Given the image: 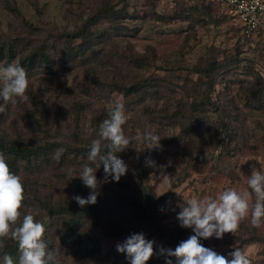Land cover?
<instances>
[{"label":"trees","instance_id":"trees-1","mask_svg":"<svg viewBox=\"0 0 264 264\" xmlns=\"http://www.w3.org/2000/svg\"><path fill=\"white\" fill-rule=\"evenodd\" d=\"M204 4L208 3L204 0L197 2L176 0L172 3L174 11L172 15L165 17L153 12V17L159 22L173 21L174 19H182L185 22L191 20L186 30L192 34L186 37L185 46H188L189 40L193 41L192 38L196 37L197 27L217 25L221 21L220 18L213 17V9L205 8ZM33 6L36 13L39 14L37 5ZM5 8L15 17L20 16L19 10L15 6L13 7L12 3L5 2ZM222 15L224 14L220 12V16ZM139 18L142 17L138 13H130L125 6L119 8L115 3H112V0H99L95 8L86 13V17L78 26L79 29L77 27L75 30L58 35L57 38L51 33L45 34L42 31L40 34L31 33L30 36L21 34L12 41L7 36L0 34L2 36H0V65L6 66L15 60L26 70L27 74L41 71V74L49 75V71L54 66L66 67L78 61L79 67L85 68L83 72L84 75H87L90 83L87 91L91 95L93 89L100 90L106 85L100 81L101 75L96 69L97 65L93 63L103 50L100 45L106 44L108 39L113 36H122L120 32H125L127 36L137 37L139 29L131 32L125 23ZM103 21L112 23L109 27L110 34L102 32L96 35L94 29ZM26 25L30 29L38 31V27L32 28L27 23ZM235 31L239 32V29ZM145 52V56L142 58L119 55L118 58L124 59L129 65V69H121L112 64L113 56L110 58L106 55L107 64L115 69L111 72L115 74L114 77L104 78L108 83L106 86L119 91L124 98L136 95L137 106L148 99L153 103L154 110L157 111L151 113V116L156 118L159 114H163V127L178 128V136L184 139L201 138L200 135H206L207 133H201V125L210 123L209 128L210 126L211 128H220L219 135L223 142L226 141L229 145L235 143L236 146V134L232 132L234 131L232 128L237 118H234V121L229 118L226 121H219L217 118L208 121L210 120L209 115L214 110H219V107L216 106L217 102L229 101L227 94L220 92L221 95H218V99L215 100L217 102H215L210 93L219 85L226 87L229 82H233L229 77L236 72L238 61L229 59L235 57L228 56L221 49L215 50L210 47L193 66L187 69L183 78L180 77L181 80L178 84L176 83L177 85L173 82H176L180 74L172 76L173 71L177 70L175 64L166 65L170 66V74H163L164 79L173 80L170 83L151 79L147 82L129 85L132 82L130 81L132 72L129 77L123 75L121 77L120 72L130 71L131 68L133 72L142 69V65L146 64L147 59L155 56H152L151 48H146ZM165 60L160 58V62ZM89 63L90 67H87ZM157 70L161 69L156 67ZM116 77L124 85L115 82ZM244 92L245 107L248 110L264 111V77L256 74L251 81L247 80ZM26 95L29 97L28 101H18L16 104H4L0 99V106L3 107V111H0V153L4 154L10 170L21 177L24 188L21 217L15 226H19L23 215L32 209L35 220L45 227L43 240L48 249L55 252L56 264H67L70 261L77 264L80 261H83L80 264H101L103 259L106 260V264H129L125 254H117L115 249L103 244L102 240L114 237L126 239L133 233H144L147 240L156 242L154 248L157 254L149 260L148 264H165L166 259H172V264H176L174 257L160 256L159 248L163 246L166 249L174 250L181 241L190 236H188L186 228L180 226L172 228V226L165 225V221L169 217V214L163 211L167 204L166 198L158 196L148 182L149 172L153 170V167L146 165L145 158H141L138 165L133 163V150L138 148L141 143L140 141L136 143L135 138L138 135L128 129L126 125L122 126L125 135L132 140V144L117 155L126 163L128 171L118 183L100 184L97 203L81 208L73 197L86 198L90 189L75 177L79 175L84 164L95 167L87 159L89 146L93 139L99 138V125L108 118V115L94 117L90 124L91 130L88 133H83L80 130V123L87 110L86 104L73 105L70 108L60 106L58 105V95L48 86L42 89L39 95H36L28 85ZM162 101L163 103L159 104ZM168 101L172 102V108L168 107ZM125 113L127 114V112ZM18 116L26 119L27 123L25 126L27 130L19 131L20 133H16L18 130L11 131L17 125L23 129L21 123L14 119H17ZM126 122L129 124L128 115ZM256 124L259 125L258 122ZM24 132L35 134L37 139L43 140L27 143ZM58 149H63V152L56 158ZM238 149L233 147V151ZM51 156H54L56 163L50 166ZM69 165L71 167H67ZM35 169L47 171L44 172L43 179L39 182L45 191L43 197L38 196L39 193L32 190L30 185L24 183L22 179L23 172ZM103 174L101 165L96 172L98 181L104 180ZM53 177L56 185L50 184ZM182 181L183 179H180L178 182ZM127 216L128 219H126ZM111 222H113L112 225H110ZM89 228L94 230L93 235L87 234ZM245 230L248 231L247 236H250L245 241L246 243H264V240L254 234V227L250 231ZM4 243L5 247L0 249V264H3L2 258L5 254L13 258L14 264H19L18 242L9 238ZM78 256H82V260ZM101 258L103 259L101 260ZM96 259L101 261L95 263Z\"/></svg>","mask_w":264,"mask_h":264},{"label":"rangeland","instance_id":"rangeland-1","mask_svg":"<svg viewBox=\"0 0 264 264\" xmlns=\"http://www.w3.org/2000/svg\"><path fill=\"white\" fill-rule=\"evenodd\" d=\"M5 2L12 3L13 7L15 6L19 10L18 18L5 8ZM98 2L99 0H0V34L7 36L12 41L21 34L30 36L31 33L40 34L42 31L45 34L51 33L57 38L58 35L75 30L80 26L86 13L93 10ZM112 3H115L119 8L125 6L130 13H138L142 18L135 21L129 20L125 23L131 32L139 29L137 37L127 36L125 32H120L122 36H113L108 39L106 44L100 45L103 49L101 55L96 57V61H93L95 59L92 61L97 65L95 66L101 75L100 81L106 85L108 83L104 78L115 76L114 73H111L115 69L105 60L106 55L113 56L112 64L121 69H129L127 62L118 58L119 55L142 58L145 56L146 48L152 49V56H155L148 58L146 64L142 65V69L133 72L131 68L130 71L120 72L121 77L122 75L129 77L132 72L130 80L132 82L129 85L147 82L151 79L159 80V82L165 81V83L172 82L171 79H164L163 75L170 74V66H166L168 64L177 66V70L173 71L172 76L180 74L176 82H173V84H178L183 75L187 73V69L193 66L210 47L215 50L221 49L228 56L235 57L229 60L236 59L238 61L236 72L229 77L233 82H229L226 87L219 85L210 93L214 101L218 99V95H221L220 92L226 93L229 101L222 100L220 103L215 101L218 103L216 106L219 107V110H214L215 114L210 112V120H208L213 121L217 118L219 121H226L229 118L234 121V118H237L232 128L234 130L232 132L236 134V146L235 143L229 145L228 142H223L219 135L220 128H211V126L209 128L210 123L201 125V133H207L200 135L201 138L184 139L178 136V128L163 127V114H159L156 118L151 116V113L157 111L154 110L153 103L148 99L137 106L136 95L124 98L119 91L106 85L100 90L93 89L89 95L87 89L90 87V83L87 75H84L83 69L85 68H80L78 61L66 67L54 66L49 71V75H43L41 71L27 74L28 85L36 95H39L40 91L48 86L58 95V105L60 106L70 108L73 105L86 104L87 110L80 123V130L83 133H88L91 130L90 124L94 117L108 115L115 103H121L127 112L126 116L128 115L130 126L127 122L125 123L128 129L135 132L138 137L146 132L159 136L160 141L156 148L146 149L143 144L139 143L138 148L133 150L132 160L135 165L140 163L141 158L155 162L156 167L149 172L148 182L158 196L166 198L167 204L163 211L168 213L169 217L165 221V225L173 228L179 226L176 219L180 211L178 205L183 204L184 200L193 197L215 199L226 189L246 188L247 177L251 176L253 167L264 171V111L248 110L245 107L244 92L247 80L251 81L256 74L264 77V41L253 38L246 39L244 43H241L239 32L235 31L238 29L231 19L225 15L220 16L217 9L204 4L205 8L211 7L213 9L212 16L220 18L221 21L219 20L217 25L197 27L196 37L192 38L193 41L189 40V45L185 46L186 37L192 35L190 31H186L191 20L185 22L182 19H174L173 21L159 22L153 17L154 13L165 17L173 14L172 3L169 0H112ZM33 5H37L39 14L36 13ZM26 23L32 28L38 27V31L30 29ZM111 24L103 21L94 29L96 35L102 32L110 34ZM160 58L166 60L160 62ZM0 67L4 66L1 64ZM87 67H90V63L87 64ZM156 67L161 70H157V72ZM115 82H120L118 77ZM120 84L124 85L121 82ZM162 103L163 101L159 102V104ZM167 104H169V108H172L171 101H168ZM164 107L162 108L165 109ZM14 119L21 123L23 129L17 125L11 131L18 130L16 133H20L19 131L27 130L25 129L26 119L21 116ZM257 122L259 125L256 124ZM24 135L27 143L43 140L37 139L35 134L31 135L28 132H24ZM233 147L239 149L233 151ZM169 161H171V166L166 167L164 171L166 176H160L159 166L167 165ZM55 163L54 156H51L49 165ZM67 167H71V165ZM45 171L35 169L22 173L23 182L29 184L32 190L42 197L45 191L39 182L43 179ZM180 179H183L181 183L178 182ZM50 184L56 185L54 177ZM249 191L251 190L249 189ZM252 199L254 201V196ZM250 219V215L243 219L234 234L226 233L222 239L213 237L207 240L201 239L200 242L205 247L228 258H231L230 253L235 248H240L247 255L250 264H264V243L245 242L250 238L245 229L250 231L253 227ZM112 224L113 222L110 223V225ZM186 231L188 236L193 234L192 229L186 228ZM87 234L93 235L94 230L89 228ZM254 234L264 240V227L254 228ZM124 240L114 237L103 239L102 243L109 245L115 249L117 254H120L116 250V245ZM78 257L82 260V256ZM101 260L96 259L95 263ZM100 263L106 264V260L103 259ZM67 264L77 263L70 261Z\"/></svg>","mask_w":264,"mask_h":264},{"label":"clouds","instance_id":"clouds-1","mask_svg":"<svg viewBox=\"0 0 264 264\" xmlns=\"http://www.w3.org/2000/svg\"><path fill=\"white\" fill-rule=\"evenodd\" d=\"M26 70L18 63L12 61L0 67V99L4 104H16L18 101H28ZM0 111L3 107L0 106ZM127 121L124 106L115 103L108 113V118L99 125L98 137L93 139L87 156L88 161L95 167L84 164L79 175L83 185L90 189L85 197L74 196L73 199L81 207L95 205L99 195L98 187L107 182H119L125 176L128 168L126 163L118 157L132 144L123 129ZM146 149L158 147L160 138L153 133H145L136 137ZM63 152L58 149L56 158ZM103 166L104 180L98 181L96 172ZM146 165L155 168L152 160ZM167 165L159 166L161 175H164ZM249 189L251 191H249ZM254 196V201H253ZM24 201V188L21 177L14 174L6 162L3 153H0V249L5 247V240L12 239L18 242L19 264H56L55 252L48 249L43 240L45 227L34 218L33 210L29 209L23 215L21 208ZM176 219L181 228L192 229L193 234L181 241L175 249L159 248V255L175 258L176 264H250L247 255L235 248L230 257L218 254L205 247L200 241L215 237L222 239L226 233L234 234L240 222L251 217L250 223L254 228L264 227V171L252 169L251 176L247 177V187L237 190L235 188L222 191L217 198L197 199L195 197L184 200ZM15 226V227H14ZM154 240H147L144 233H133L124 242L117 243L118 253L125 254L129 264H148L156 255ZM3 264H14L13 258L3 255ZM165 264H172V259H166Z\"/></svg>","mask_w":264,"mask_h":264},{"label":"built area","instance_id":"built-area-1","mask_svg":"<svg viewBox=\"0 0 264 264\" xmlns=\"http://www.w3.org/2000/svg\"><path fill=\"white\" fill-rule=\"evenodd\" d=\"M176 0H169L173 3ZM188 1V0H184ZM190 1V0H189ZM197 2L199 0H191ZM228 16L239 29L240 42L264 40V0H204Z\"/></svg>","mask_w":264,"mask_h":264}]
</instances>
